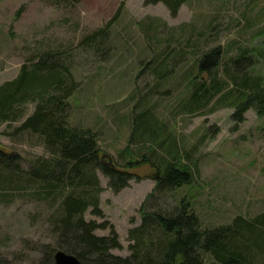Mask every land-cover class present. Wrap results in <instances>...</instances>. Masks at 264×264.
Masks as SVG:
<instances>
[{"label": "rangeland", "instance_id": "1", "mask_svg": "<svg viewBox=\"0 0 264 264\" xmlns=\"http://www.w3.org/2000/svg\"><path fill=\"white\" fill-rule=\"evenodd\" d=\"M124 1L109 40L98 43L101 52L80 47L85 36L116 18ZM168 40L186 56L173 60V73L159 83L147 64L154 63ZM217 47L229 51V56L252 54L254 64L248 71L264 76V0H189L175 16L163 3L147 0H81L72 5L0 0V85L15 79L22 66L40 53L66 52L64 64L72 67L79 83L69 99V124L97 133L102 157L110 156L122 169H127L130 158L142 160L147 152L158 161L165 150L151 140H131L136 124L140 134L144 122L155 127L156 120L157 127L166 126L159 128L160 143L176 140L184 160L193 161L192 184L152 197L158 173L152 164L142 162L129 169L135 178L119 192L100 174L103 216L88 210L85 217L108 226L98 235H111L113 229L118 233L122 248L113 249L114 255L132 254L131 230L141 226L146 214L172 213L182 201L191 204L203 229L264 212V116L251 109L243 122H235L234 108L210 113L211 104L195 114L183 108L191 95L188 70ZM208 75L196 69L190 79ZM34 110L30 103L21 121L0 124V148L19 154L25 171L38 158L50 155L37 135L16 132ZM128 146L132 155L125 152ZM150 146L159 153L148 151ZM23 194L0 203V264H40L48 244L57 251L48 206ZM211 260L207 255L205 264Z\"/></svg>", "mask_w": 264, "mask_h": 264}, {"label": "trees", "instance_id": "2", "mask_svg": "<svg viewBox=\"0 0 264 264\" xmlns=\"http://www.w3.org/2000/svg\"><path fill=\"white\" fill-rule=\"evenodd\" d=\"M53 1L69 5L81 2ZM147 1L163 3L175 16L189 0ZM124 5L125 1L112 22L85 36L80 47L87 46L99 54L102 49L98 43L109 40L110 29ZM150 29L157 34L154 27ZM168 43L154 63L147 64L159 83L167 81L173 73L172 61L186 56L181 48L177 50ZM106 51L109 52L110 48L106 47ZM228 53H223L221 47L213 48L188 70L191 95L184 110L195 114L213 104L210 113L234 108L232 118L235 122H243L251 109L264 116V76L248 71V66L254 64L253 55L244 52L229 56ZM67 56L66 52L52 50L40 53L22 66L15 79L0 85V124L21 121L28 104L34 103V112L16 132L37 135L50 154L38 158L32 168L25 171L20 166L19 154L0 148V192L11 191L0 194V203L16 195L23 196V193L45 203L49 209V225L57 236L56 249L77 256L83 264H205L207 255L212 258L211 264H264V212L250 219L237 216L228 225L203 229L191 204L185 201L172 213H145L141 226L131 230V239L135 242L131 246L132 254L122 257L112 253L113 249L122 248L118 233L113 229L111 235H98L99 229L108 226L85 217L88 210L96 216H103L100 195L104 189L100 174L109 179L115 192H119L135 178L130 170L142 162L152 164L158 170L154 176L157 185L152 197L192 184L193 161L184 160L176 140L160 143V129L166 126L157 127L158 121L155 120V127L151 122L149 125L144 122L140 134L136 124L131 140H151L165 150L166 155H161L155 162L149 152L142 156V160L130 158L125 165L127 169L120 168L115 162L114 165L105 164L98 134L69 124L72 111L69 99L79 83L73 76L72 67L64 64ZM196 69L208 71L211 75L202 80L198 77L190 79ZM148 151L159 153L154 146L148 147ZM125 152L133 154L130 146ZM55 251L48 244L40 264H55Z\"/></svg>", "mask_w": 264, "mask_h": 264}, {"label": "water", "instance_id": "3", "mask_svg": "<svg viewBox=\"0 0 264 264\" xmlns=\"http://www.w3.org/2000/svg\"><path fill=\"white\" fill-rule=\"evenodd\" d=\"M105 164L114 165L113 160L108 155L102 157ZM108 159V162L106 161ZM55 264H83V262L75 255L67 253L63 250H57L54 253Z\"/></svg>", "mask_w": 264, "mask_h": 264}]
</instances>
